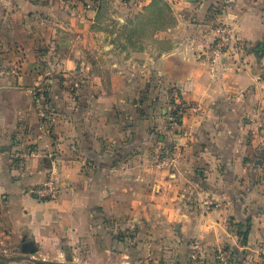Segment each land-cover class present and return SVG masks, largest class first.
Segmentation results:
<instances>
[{
	"label": "crops",
	"instance_id": "obj_1",
	"mask_svg": "<svg viewBox=\"0 0 264 264\" xmlns=\"http://www.w3.org/2000/svg\"><path fill=\"white\" fill-rule=\"evenodd\" d=\"M49 171L57 198L37 201ZM195 246L264 264V0H0V264Z\"/></svg>",
	"mask_w": 264,
	"mask_h": 264
},
{
	"label": "built area",
	"instance_id": "obj_2",
	"mask_svg": "<svg viewBox=\"0 0 264 264\" xmlns=\"http://www.w3.org/2000/svg\"><path fill=\"white\" fill-rule=\"evenodd\" d=\"M69 1V0H65ZM216 38L213 43L212 53L214 57H218L224 50L229 47V40L232 38L230 29L226 25H218L216 27ZM34 102L42 110L46 104V97L44 90L42 88H35L32 91ZM175 110L171 106V111ZM171 124L174 126L178 125V120L176 117L170 115ZM58 186L55 182L54 173L49 171L45 180L40 184L31 185L28 188V193L37 201H53L58 195Z\"/></svg>",
	"mask_w": 264,
	"mask_h": 264
},
{
	"label": "rangeland",
	"instance_id": "obj_3",
	"mask_svg": "<svg viewBox=\"0 0 264 264\" xmlns=\"http://www.w3.org/2000/svg\"><path fill=\"white\" fill-rule=\"evenodd\" d=\"M112 18H109L108 21H111ZM190 252L188 253V262L189 264H207L206 261V256H204V250L201 248H197V246H195L194 248H190L189 250ZM262 256H258V258H256V264H258L261 259ZM236 258V254L233 252H228L225 250H221V251H217L216 255L211 257V262L208 263H214V264H231V262L235 261Z\"/></svg>",
	"mask_w": 264,
	"mask_h": 264
},
{
	"label": "trees",
	"instance_id": "obj_4",
	"mask_svg": "<svg viewBox=\"0 0 264 264\" xmlns=\"http://www.w3.org/2000/svg\"><path fill=\"white\" fill-rule=\"evenodd\" d=\"M170 115L176 117V119L178 120V123H179V121H180V116L179 115L180 114H179V111H177V109L171 111ZM170 123H171V121H170ZM240 227H241V231L239 232L238 237H239L240 245L243 246L245 244V241H246L248 221L240 224ZM244 256H245V251L236 252V258L237 259L235 260V263L236 264H240V262L244 258Z\"/></svg>",
	"mask_w": 264,
	"mask_h": 264
},
{
	"label": "water",
	"instance_id": "obj_5",
	"mask_svg": "<svg viewBox=\"0 0 264 264\" xmlns=\"http://www.w3.org/2000/svg\"><path fill=\"white\" fill-rule=\"evenodd\" d=\"M188 1H194V0H188ZM25 248H29V245H25Z\"/></svg>",
	"mask_w": 264,
	"mask_h": 264
}]
</instances>
